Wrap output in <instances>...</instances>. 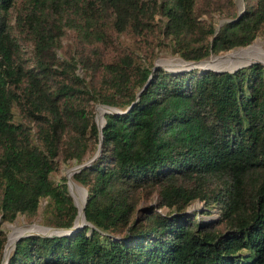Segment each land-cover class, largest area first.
Returning <instances> with one entry per match:
<instances>
[{
    "label": "trees",
    "instance_id": "16d2710c",
    "mask_svg": "<svg viewBox=\"0 0 264 264\" xmlns=\"http://www.w3.org/2000/svg\"><path fill=\"white\" fill-rule=\"evenodd\" d=\"M219 1L204 3L221 12ZM194 6L0 0V220L33 215L43 198V224L68 227L76 207L65 177L54 182L49 173L59 158L81 162L88 136L96 140L88 101L120 110L102 113L98 154L70 175L85 189L84 223L66 234L20 237L5 264H264L263 65L150 70L125 47L113 60L81 56L80 65L100 76L86 85L74 59L55 54L64 28L89 43L111 32L144 43L151 33L157 45L159 31L171 51L192 60L264 35V0H244L216 29L196 19ZM19 40L31 44L29 61ZM16 109L26 122L14 118ZM152 190L155 203L138 208L139 195ZM193 199L203 213L215 206L218 217L186 213ZM3 242L0 228V257Z\"/></svg>",
    "mask_w": 264,
    "mask_h": 264
},
{
    "label": "rangeland",
    "instance_id": "374dc122",
    "mask_svg": "<svg viewBox=\"0 0 264 264\" xmlns=\"http://www.w3.org/2000/svg\"><path fill=\"white\" fill-rule=\"evenodd\" d=\"M210 1H211L210 3L215 2V0H210ZM220 1H221V6H222L221 12L215 10L213 6H210V5L207 6L204 3V0H195L194 14L196 16V19L201 23L209 22L213 25V28L216 29L223 21L230 19L231 13L234 15L235 14L238 15L244 6V0H231V3H228V4L226 0H220ZM8 15H9L10 21H12L13 19L11 17L12 13H9ZM158 17L159 15L157 13L154 14L156 23L158 22ZM157 34L160 35V36L158 35L159 37H162L163 43L162 44L160 43L161 45L159 43L155 45L154 38L152 37L151 33H148L146 35V39L144 43L142 41L139 42L140 40L135 41L134 40L135 37H131L127 33H113V32H111L109 40L104 39L105 40L104 42L102 41V42H90L89 43V42H84V41L79 40L76 30L73 31L72 29L64 28V30H62L59 36L58 46L54 50L58 58V61H61L63 59H68L69 57H72L74 59L75 65H74L73 71L79 77L83 78L86 85H88V83L97 84L100 76H98L97 74L98 72H95V74H92V71H90L88 67L84 68V66L80 65L79 58L81 56H84V59L86 57L89 63H91L94 60H98V59L100 61H105V60H110V59L113 60L116 56L121 54L122 49H124L125 47L132 49V51L136 53L137 59H139L140 61L147 63V64L151 63L150 69L153 66V68L160 67L164 70H169V71L196 69V71L198 72L199 69L197 67H191V68L180 67L176 60L184 61V60H192V59H183L176 52L171 51L169 44H168L169 43L168 37H165L164 35L161 34V32L159 33V31L157 32ZM207 39H210V37H207ZM249 43H247L249 45L244 48H240V47L245 46L247 44L241 45V46H233L226 50H220L216 53H208L206 56L199 58V59H204L207 57L210 58V56L213 57L215 55L226 53L225 56H223V58L221 59L228 60L230 59L229 57H232V58L235 57L236 59H245V60L251 61V60H256V57L258 58L263 55L264 35L256 34ZM146 45H152V48L147 47ZM18 53L20 54L22 58H24V60L29 61L30 58L32 57L31 44L28 41L19 40V52ZM234 53H238V55H235ZM261 65H263L264 67V64H261ZM98 103L100 102L88 101L87 107H89L90 112L92 113L93 120H94V115L96 114L97 108L101 107V106H97L95 109V105ZM14 118L20 121L26 122L22 118L21 113L18 111V109L14 110ZM97 141H98L97 138L96 140H93L91 137L88 136L87 147L82 156V159H81L82 161L87 159L94 153L97 147ZM76 163L77 162H75L74 159L72 158L67 159L65 161H62L59 158L56 168L49 173L50 179H52L54 182L59 181L61 176L65 177L64 174L66 170L70 166ZM72 181L83 190V196H85L84 188L80 184L75 182L74 180ZM155 201H156V191L152 190L149 193L145 194L144 196L139 195L136 205L139 208L145 205H153ZM44 202H45V199L43 198L40 199L38 201V206L36 208L35 213L29 217H26L23 214L18 213L14 216V218L11 221L0 220V228L4 232L3 245L6 241V238H7L6 243L8 242L9 235L13 231H16L17 234L23 232V230L27 228L35 230V231H39L38 229L32 228L35 225L38 228L45 230L44 228L40 227V225L48 226V225L43 224L42 222V212H43ZM202 207L203 206H202L201 200L193 199L184 207V211L188 213L189 215L191 216L194 215L197 218L202 219V220H213L218 217V209L215 206L210 207L207 213L202 212ZM159 209L161 212H164L167 210V208L164 206L159 207Z\"/></svg>",
    "mask_w": 264,
    "mask_h": 264
},
{
    "label": "water",
    "instance_id": "95a60500",
    "mask_svg": "<svg viewBox=\"0 0 264 264\" xmlns=\"http://www.w3.org/2000/svg\"><path fill=\"white\" fill-rule=\"evenodd\" d=\"M215 56H217V55H215ZM204 59H205V58H204ZM199 60H203V59H197V60H184V62H196V61H199ZM252 62H258V63H260V64H263V63H262L261 61H259V60H251V61H249V62H247V63L239 64V65H236V66H234V67H232V68H229V69H228V68H220V69H214V68H211V69H213V70H215V71H219V70H228V71H232V70H234L235 68H237V67H239V66H241V65L250 64V63H252ZM194 67H195V66H194ZM152 68H153V66H152ZM152 68H151V69H152ZM151 69H150V70H151ZM144 84H145V83H144ZM144 84H143V85H144ZM137 93H138V90L136 91L135 96L137 95ZM97 105H101V106L104 107L103 112H120V110H118L117 108H115V107H113V106H111V105H107V104H104V103H98ZM94 121H95V124H96L97 130H98V132H97V140H98V141H97V147H96L94 153H93L90 157H88L87 159H85V160H83V161H81V162H79V163H76V164L70 166V167L66 170V172H65V174H64V176H65L66 189H67V191H68V193H69L70 196H71V193H70V191H69V189H68V187H69L68 185H69V182L72 181V180H71V177H70L71 173L74 172V171L79 170V169L82 168V167H85V166H86V165H87V164H88V163H89V162H90V161H91V160H92V159L98 154V152H99V147H100V133H99V128H100L101 123L97 121V119H96V115H94ZM101 122H102V121H101ZM84 190H85V189H84ZM84 195H85V194H84ZM71 199H72V203H73L74 206L76 207V213H75V215H74V218H73L71 224H70L68 227H52V226H43V225H40V227H42V228L45 229L44 231H35V230L29 229V228L24 229L23 232L18 233V234L14 237V239H13V241H12V244H11V246H10V249L12 248L13 243H14L17 239H19L20 237H22V236H24V235H28V234H31V233L38 234V235H60V234H66V233H68V232L74 230L75 228L80 227V226L84 223L83 210H82V206H83V203H84V199H83V201H82V203H81V205H80L79 207L76 205V203H75V201H74V199H73L72 196H71ZM77 214H80L81 217L83 218V221L80 222V223H76V222H75V219H76ZM3 247H4V245H3ZM3 247H2V252H1V257H0V264H5V261H6V258H7V254L4 255Z\"/></svg>",
    "mask_w": 264,
    "mask_h": 264
},
{
    "label": "bare ground",
    "instance_id": "6f19581e",
    "mask_svg": "<svg viewBox=\"0 0 264 264\" xmlns=\"http://www.w3.org/2000/svg\"><path fill=\"white\" fill-rule=\"evenodd\" d=\"M249 45V44H248ZM248 45L246 46H242L240 48H244V47H247ZM226 53L224 54H220V55H217V56H213L210 58L207 57L203 60H199V61H196V62H183L181 60H176L178 65L180 67H183V68H191V67H197L200 71H206V69H211V68H214V69H220V68H232L236 65H239V64H244V63H247L249 62L248 60H245V59H236L235 57L232 58V57H229L230 59H221L223 58V56H225ZM235 55H238V53H234ZM227 58V57H226ZM256 60H259L261 61L263 64H264V51H263V55L260 56V57H256ZM97 106H101V105H95V109ZM103 110H104V107L101 106V107H98L97 110H96V114L97 117L96 119L98 120V122L101 123L102 121V113H103ZM68 189L71 193V196L74 198L75 200V203L77 204V206L79 207L83 201V190L77 185L75 184L73 181H70L69 182V185H68ZM83 221V218L81 217L80 214H77L76 216V219H75V222L76 223H80ZM33 229H38L39 231H44L43 229H40L38 228L36 225L32 227ZM12 231V230H11ZM17 235V232L16 231H13L10 235H9V238H8V242L4 244V248H3V251H4V255L8 253L9 249H10V246L12 244V241L14 239V237ZM6 241H7V238H6Z\"/></svg>",
    "mask_w": 264,
    "mask_h": 264
}]
</instances>
